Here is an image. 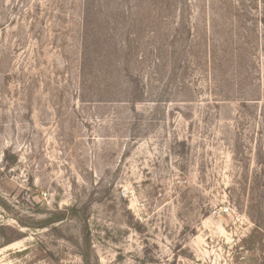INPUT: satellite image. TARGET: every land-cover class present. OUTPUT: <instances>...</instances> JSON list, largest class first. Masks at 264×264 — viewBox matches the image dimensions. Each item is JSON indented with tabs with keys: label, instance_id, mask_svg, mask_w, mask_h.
Returning a JSON list of instances; mask_svg holds the SVG:
<instances>
[{
	"label": "rangeland",
	"instance_id": "obj_1",
	"mask_svg": "<svg viewBox=\"0 0 264 264\" xmlns=\"http://www.w3.org/2000/svg\"><path fill=\"white\" fill-rule=\"evenodd\" d=\"M0 264H264V0H0Z\"/></svg>",
	"mask_w": 264,
	"mask_h": 264
}]
</instances>
